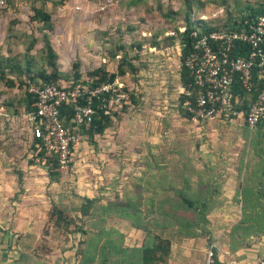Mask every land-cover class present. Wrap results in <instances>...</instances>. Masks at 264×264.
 <instances>
[{
    "label": "rangeland",
    "instance_id": "rangeland-1",
    "mask_svg": "<svg viewBox=\"0 0 264 264\" xmlns=\"http://www.w3.org/2000/svg\"><path fill=\"white\" fill-rule=\"evenodd\" d=\"M51 1L63 4V0L36 3L45 4L53 15L55 44L62 45L63 60L67 61L60 70L69 72L72 61L79 60L82 78L102 65L112 72L126 52L138 71L118 79L133 89L136 102L129 100L116 106L119 117L112 116L111 127L95 136V143L80 139L70 163L60 169L59 182L54 183L49 181L45 161L32 145L23 85L6 89L0 84V92L5 93L0 94V102L21 96L16 115L0 107V264H62L64 251L73 248L75 252L79 239L95 235L92 221L96 228L113 227L132 238L138 229L133 222L153 227L159 212L155 202L165 199L177 205L180 190L191 198L212 195L215 200L195 238L207 246L230 243V231L242 214L240 186L256 182L261 169L250 147L254 127L247 128L243 115L232 119L216 115L204 120L182 115L178 27L185 23L189 9L192 19L203 16L219 25L227 20L228 12L238 15L239 10L246 12L249 6L264 4V0H119L104 8L98 0H71L68 9H60ZM33 3L6 1L0 8V40L13 18L18 20L13 30L41 36L43 25L29 19ZM152 39L157 46L151 47ZM137 42L141 49L136 47ZM0 45L6 51V39ZM41 46L40 42L35 48ZM11 49L23 50V45L18 43ZM37 49L31 51L36 59L40 57ZM111 50L118 55L109 57ZM18 172L22 173L23 189ZM83 196L97 200L94 215L85 222L86 235L56 227L50 217L52 203L66 206L67 215L76 217ZM251 197L264 199L257 192ZM127 202V209L138 210L135 218L118 215L116 210ZM180 216L193 218L194 213L182 212ZM159 227L152 232H160ZM142 234L146 236L144 231ZM167 235L178 241L173 232ZM261 236L264 233L247 238V242Z\"/></svg>",
    "mask_w": 264,
    "mask_h": 264
},
{
    "label": "trees",
    "instance_id": "trees-1",
    "mask_svg": "<svg viewBox=\"0 0 264 264\" xmlns=\"http://www.w3.org/2000/svg\"><path fill=\"white\" fill-rule=\"evenodd\" d=\"M7 1V0H6ZM37 0H34L32 4V14L29 19L38 23H41V36L30 33L22 32L20 30H13L18 20L13 18L9 22L5 33L6 39V51H3L0 45V84L6 89H20L23 85L25 89L24 95V108L26 112L34 108L35 96L26 91L27 81L30 80L36 84L41 83H60L64 80L68 83L70 81L81 82L87 84L89 88L95 87L105 82H113L119 76L125 75L127 72L135 74L138 68L131 62L132 58L127 56L124 52L116 66V70L109 72L105 66H99L87 73L91 82H87L85 78H82L79 70V60H73L71 63V72H62L60 70V63L58 61V53L52 47L50 41V34L53 30V21L51 13L45 8L43 3L38 5ZM53 1V4H60ZM264 14V4L257 6H249L246 12L239 10L238 15H234L228 12V18L219 25L211 24L207 19H192L190 9L185 15V31L180 32L181 43V73L180 79L182 83L181 93V113L183 116L192 118V114L186 110L183 103L186 99H190L194 102L195 95L198 91V87L193 83V79L190 76L188 68L185 66V58L191 50V37L189 32L193 29H200L204 33H209L214 30H238L243 26L245 20H249L258 15ZM179 28V27H178ZM27 37L24 41H20L21 38ZM4 39V40H5ZM27 40V42H25ZM42 43L40 48H35L39 43ZM22 44L23 50H17L13 52L12 45ZM151 47L157 46L156 39L150 41ZM136 47L141 49V43L137 42ZM33 49L35 52H40V57L36 59L34 53H31ZM109 57L114 58L117 54L116 50L109 51ZM41 61L40 67L36 68L37 62ZM11 75V76H9ZM23 75V79L16 81V78L20 79ZM256 87H259V83L255 81ZM123 90H128L130 102H136L135 93L133 89L124 85ZM234 91L238 93L240 101L235 104V108L238 111H242L245 115L251 105L252 100L256 94L255 89L247 92L242 89L241 84L236 81L234 84ZM2 92H0L1 94ZM5 94V93H2ZM110 99V93H102L99 97H93L91 106L94 109L91 121L80 125V133L90 143H95V136L104 134L105 130L110 128L113 120L112 116H118V111L114 109V106H109L108 101ZM3 100V99H2ZM21 101V96H14L4 99L0 102V107L4 108L11 116L17 114V102ZM129 102V101H128ZM87 104L86 94L78 99L77 105L83 106ZM126 105L125 101H122L121 106ZM60 117L63 120L65 126L70 124V120L76 111L75 104H63L59 107ZM223 115V114H221ZM119 117V116H118ZM244 117V116H243ZM245 121V119H244ZM247 128L249 127L245 121ZM250 147L261 163V169L257 181L252 184H241L240 193L241 197L239 201L242 204V214L237 222L236 226L232 227L230 231L231 244L244 245L247 244V238L259 236L264 233V199L256 200L252 198V194L263 195L264 197V122L260 121L254 128L251 129ZM32 145L37 148V155L40 156V160H44L45 169L47 171V177L50 182H59L61 176V166L58 163L56 155L50 153L44 149L38 138H33ZM254 172L248 175L245 179L253 176ZM18 183L22 188V173L18 172ZM178 199L175 203H170L165 199L156 201L155 207L159 209L158 223L153 227L147 226V224H140L138 221L133 222L134 227L138 228L146 233L143 239V243L140 247H127L124 246V235L113 227L105 229L103 226L96 228L94 221L91 222L92 228L95 229V235L86 239H79L78 248L75 250V255L78 257V264H168V259L171 251V244L174 239H171L169 235L172 232L178 240L186 238H195L198 233L199 226L207 221V211L215 203L212 195H208L205 198L188 197L183 190L178 192ZM96 198L83 196L82 202L78 207L79 216H68V209L66 206L52 203V210L50 217L54 218V225L68 233H79L80 235H86L87 228H85V222L92 217L96 211ZM130 203H126L119 207L116 211L119 216L126 219L135 218L138 210L133 212L127 209ZM97 207V206H96ZM137 209L136 206H132ZM257 207L258 211H254ZM177 208L182 210L177 212ZM161 209V210H160ZM182 212H193L194 217L188 218L180 216ZM78 220L76 222L75 220ZM102 219V218H101ZM103 220V219H102ZM132 224V225H133ZM73 225V228H71ZM155 226H160V232H152ZM237 229H240L237 231ZM242 230V231H241ZM96 236V237H95ZM80 246V247H79ZM216 260V259H215ZM217 262V260H216Z\"/></svg>",
    "mask_w": 264,
    "mask_h": 264
},
{
    "label": "built area",
    "instance_id": "built-area-1",
    "mask_svg": "<svg viewBox=\"0 0 264 264\" xmlns=\"http://www.w3.org/2000/svg\"><path fill=\"white\" fill-rule=\"evenodd\" d=\"M98 1L104 8L119 0ZM5 5L6 0H0V8ZM178 29L184 32L185 26ZM189 36L191 50L184 64L198 91L194 102L186 99L183 106L192 114V118L204 120L223 114L232 119L243 115L235 108L240 101L238 93L234 91V84L238 81L247 92L256 91L247 113L243 115L247 125L254 127L258 122H264V14L245 20L238 30L204 33L200 29H193ZM85 80L91 82L92 79L86 77ZM255 81L259 87H256ZM123 87L124 83L118 78L91 88L80 81L36 84L28 80L26 91L35 96L34 108L26 113L32 139L38 138L46 151L55 154L61 167L67 166L75 145L83 138L80 125L91 121L94 112L92 98L110 93L108 105L115 109L122 101H129V92ZM85 94L87 104L77 105L78 99ZM63 104L76 105L68 126L60 117L59 107ZM203 264H218L212 244L205 249ZM258 264H264V259L259 260Z\"/></svg>",
    "mask_w": 264,
    "mask_h": 264
},
{
    "label": "crops",
    "instance_id": "crops-1",
    "mask_svg": "<svg viewBox=\"0 0 264 264\" xmlns=\"http://www.w3.org/2000/svg\"><path fill=\"white\" fill-rule=\"evenodd\" d=\"M70 1L71 0H63V4L57 5L56 7L60 9H68V6L71 5ZM51 3L53 4L52 1ZM43 5L51 13L48 7H46L45 4ZM18 19L20 20V18ZM56 28L57 27L55 26L53 21V30L49 32V34L52 47L58 53V61L60 63L61 68V65H64V67L66 66L67 61L65 62V60H63V57L65 56L63 54L64 52H62L61 50L62 45L55 44V37L57 34ZM4 39L5 35L3 36L2 40H0V44L4 43ZM125 232L128 233L129 231L127 230ZM143 239L144 234H142V231L140 229H137L132 238H129V236L124 237V246L140 247L143 243ZM212 245L214 246L215 259L217 260L218 264H258L259 260L264 259V236L254 239L250 243L239 246H232V244L229 242H222L219 245L212 243ZM206 247L208 246L201 239L190 238L178 241L175 240L171 244V251L168 259V264H203ZM72 249L73 248H70L64 251V256H62L61 262L62 264L65 263V261H67L69 264H75L77 259L75 252ZM77 263L78 260L76 264Z\"/></svg>",
    "mask_w": 264,
    "mask_h": 264
}]
</instances>
